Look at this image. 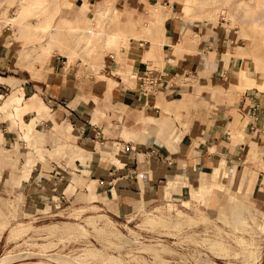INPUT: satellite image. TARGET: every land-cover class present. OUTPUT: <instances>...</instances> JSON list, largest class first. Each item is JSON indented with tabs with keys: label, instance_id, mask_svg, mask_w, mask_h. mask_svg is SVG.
Listing matches in <instances>:
<instances>
[{
	"label": "rangeland",
	"instance_id": "374dc122",
	"mask_svg": "<svg viewBox=\"0 0 264 264\" xmlns=\"http://www.w3.org/2000/svg\"><path fill=\"white\" fill-rule=\"evenodd\" d=\"M20 1L0 0V75L22 77L21 81L15 77L0 79V256L10 257L5 264H69L53 259L49 255L52 253L70 258V264H205L212 259L218 264H264V208H254L246 202L241 184H217L213 177L203 182L204 173L191 167L186 178L168 181L164 199L143 196L138 203L119 207L112 199L113 182L105 193L92 191L91 183L96 182L89 180L90 173L84 171L85 157L72 161L82 156L80 147L75 146L79 139L66 135L71 130L69 122L51 126L48 131L44 123L49 119L50 106L39 97L31 98L29 89L20 88L27 76L41 78L53 55L93 70L101 68L104 52L115 53L125 61L126 53L120 49L127 51L130 38L149 36L144 14L125 15L115 7V0ZM172 1L175 12L183 18V33L193 43L200 39L201 32L202 36H223L225 58L221 54L223 47L216 55L222 65L220 71L227 69L231 57L243 62L234 78L227 75L224 80L211 76V71L205 76L175 72L167 80L174 83L175 90L159 85L145 89L162 99L157 103L158 115L173 119L172 126L158 125L161 127L151 130L170 152L179 151L185 134H193L199 114L219 111L220 105L210 102L222 101L221 87L228 80L232 84L227 94L251 90L264 95V25L249 24L245 28V22L238 17L234 19L241 24L218 11L213 18L199 9L185 13L184 0ZM101 3L108 7L105 15L96 12ZM82 26L92 32L80 35ZM109 30L117 32L115 37L107 34ZM151 43L159 44L160 49L147 57L154 59L151 66L162 69L170 49L164 40ZM125 82L133 89L138 87L134 76ZM13 93H18L22 102L11 101L8 96ZM3 126L23 143L5 145ZM175 133L179 140L172 138ZM134 137L125 135L128 140ZM73 140L75 145L69 142ZM116 146L122 148L120 144ZM258 154L254 149L252 157ZM9 156H14L16 167L6 160ZM223 171L213 169L220 176ZM213 185L219 188L214 198ZM102 187L103 184L96 186L103 191ZM173 192L177 193L172 197ZM49 224L62 228V232H52ZM209 239L216 241L219 248L211 249ZM256 248L259 255L252 257Z\"/></svg>",
	"mask_w": 264,
	"mask_h": 264
},
{
	"label": "crops",
	"instance_id": "0c3cea01",
	"mask_svg": "<svg viewBox=\"0 0 264 264\" xmlns=\"http://www.w3.org/2000/svg\"><path fill=\"white\" fill-rule=\"evenodd\" d=\"M146 1L115 0L114 5L125 15L143 13L148 22H155L157 17L151 7L157 0H150L144 5ZM164 2L171 8L169 16L159 25L157 33L149 32L148 38H130L127 51L123 47L120 49L121 53H126L123 55L125 61H120L115 53L104 52L101 68L93 70L81 67L79 62L69 64L65 57L53 55L42 77L27 76L20 88L29 89L31 98L39 97L50 106L49 119L44 123L48 131L51 126L69 122L71 130H67L66 135L79 139L77 145L75 140L69 142L80 147L82 156L72 161L85 157L84 171L90 173L89 180L96 182L97 187L104 185L103 191H107L113 182L115 196L112 199L119 207L138 203L143 196L152 200L164 199L168 181L173 177L186 178L187 170L196 167L204 173L203 182L213 177V169H225L232 173L241 168L245 173L241 195L252 207L263 209L264 157L261 155L264 154V95L251 90L227 94L232 84L228 80L221 87L222 96L219 99L222 101L210 102L219 104V111L205 110L199 114L193 134H185L179 151L170 152L162 147L151 132L162 125L172 126L173 119L158 115L157 103L162 99L145 89L159 85L163 89L175 90L174 83L167 81L175 72L203 75L211 71V76L224 80L227 75L234 78L243 62L231 57L227 69L220 71L222 65L216 55L223 47L221 54L224 56L223 36L215 33L202 36L201 32L200 39L193 43L183 33V18L174 10L175 1ZM153 40H164V45L170 49L163 59L162 69L151 66L154 59L147 57L160 49L159 44L152 45ZM147 42L149 47L145 49ZM171 43H178L179 46L174 48ZM171 53H174V58ZM129 76L135 77L136 89L125 82ZM11 77L15 75H0V79ZM15 78L22 80L21 76ZM43 104L48 106L44 101ZM74 129L78 131H72ZM1 132L5 145L11 147L23 143L4 126ZM126 134L135 137L128 140ZM48 136L57 139L52 134ZM172 138L179 140L180 136L175 133ZM250 148L257 149L258 156L252 157ZM13 157L9 156L6 160L12 161V166L16 167ZM176 193L173 192L172 197ZM218 193L219 188L214 187L213 198Z\"/></svg>",
	"mask_w": 264,
	"mask_h": 264
},
{
	"label": "bare ground",
	"instance_id": "6f19581e",
	"mask_svg": "<svg viewBox=\"0 0 264 264\" xmlns=\"http://www.w3.org/2000/svg\"><path fill=\"white\" fill-rule=\"evenodd\" d=\"M169 1L171 2V0H169ZM20 2L22 3V0ZM260 3H264V0H184V4H183L182 9H183V12H185V13L192 11V10L199 9L203 12L209 13L211 18L214 17V15L216 14L217 11L220 13L222 12V13L226 14L230 19L233 18V20H235L234 18L238 17L239 20L243 21L242 23H244V22L247 23V24L244 23V26H246L245 28H247L249 24H252V26H253V24L255 26L257 23L264 25V6H262ZM100 5H102V6L100 8H98L96 10V12L100 15H105L108 12V7L103 6L104 5L103 3H101ZM152 10L156 15L157 20L155 22H149L148 28L150 29L149 30L150 33H157L159 25L162 24L163 21L169 16L171 8L166 3H163L162 0H159L158 2H156L152 5ZM183 12H181V13H183ZM238 19L235 21H238ZM238 22H240V21H238ZM233 23L236 24V22H233ZM239 24H241V22ZM237 25H238V23H237ZM140 27H142V26H140ZM44 28H45V26L42 25L41 30H44ZM56 28H57L56 25H54L53 29H56ZM110 28L112 29V27H110ZM91 32H92V30L89 29L88 27L86 28V26H82L79 28L80 35L82 33V34H84V36H88V34ZM116 33L117 32H115V31L112 32L111 30H109L107 32V34L110 35V37H115ZM250 37L253 38L252 33H251ZM262 84L264 85V78L262 80ZM8 98L13 102H17V103L22 102V98L18 93H13V94L9 95ZM7 100L8 99H5L4 102L5 103L8 102ZM82 107H84V106H82ZM0 135H1V133H0ZM250 149H251L250 154H251V156H253V152H254L255 148H250ZM214 172H216V171H214ZM244 177H245V173L241 168H236L234 170V172H232V173H229L227 170H225L223 176L222 175L221 176L216 175V173H213V183L219 184V182H225V181H231L233 183V181H234V184L238 185V184H241L243 182ZM78 181L82 182L81 179H78ZM203 186H205V185L203 184ZM214 187H216V186L213 185V187H211V191ZM90 188L94 192H99V193H102V192L105 193L106 192V191L98 190L96 188L95 183H91ZM208 188H210V187H208ZM167 190H169V189H167ZM127 208H128V206H127ZM53 223H51V224H53ZM263 223H264V220H263ZM54 225H56V223ZM54 225L49 224L47 227L50 228V230L52 232H54V231H55V233L56 232H58V233L62 232V230H63L62 228H60V229L56 228ZM15 227H16V225L13 228H15ZM10 229H12V228H10ZM15 230L16 229H14V231ZM1 231H3V230H1ZM12 233H15V232H12ZM0 235H1V233H0ZM209 244H210L209 247L211 249L219 248L218 247L219 244L216 241H214L213 239H209ZM245 248H247V247L245 246ZM253 253L254 254L251 255L252 257L259 255V249L258 248L254 249ZM49 255H50V257H52L55 260H57V259L60 261L63 260L69 264L73 262L70 260V258L67 259L66 256H65V258H62L61 256H59V254L57 255L56 253H52ZM9 259H10L9 255L0 256V264L7 263L9 261ZM252 260L254 261L256 259L253 258ZM73 264H75V262ZM205 264H218V263H216V260L212 259L211 261H209L208 263H205ZM244 264H246V263H244Z\"/></svg>",
	"mask_w": 264,
	"mask_h": 264
}]
</instances>
